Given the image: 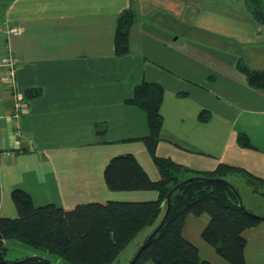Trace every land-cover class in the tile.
Instances as JSON below:
<instances>
[{
  "label": "crops",
  "instance_id": "1",
  "mask_svg": "<svg viewBox=\"0 0 264 264\" xmlns=\"http://www.w3.org/2000/svg\"><path fill=\"white\" fill-rule=\"evenodd\" d=\"M128 10L137 20L130 52L118 56V17ZM257 10L264 13V0H0V65L17 60L15 87L0 77V218H18V189L36 206L157 200L152 190L111 191L104 178L113 158L132 155L161 179L141 140L150 134L147 115L127 103L143 82L165 90L158 157L191 176L228 165L264 181V88L242 70L264 72ZM29 90L41 95L28 99ZM236 179L247 181L229 176L237 189ZM209 220L188 216L183 236L201 258L227 264L202 238ZM244 237L246 264H264V221Z\"/></svg>",
  "mask_w": 264,
  "mask_h": 264
},
{
  "label": "trees",
  "instance_id": "2",
  "mask_svg": "<svg viewBox=\"0 0 264 264\" xmlns=\"http://www.w3.org/2000/svg\"><path fill=\"white\" fill-rule=\"evenodd\" d=\"M257 14L264 13L257 10ZM136 20L137 15L132 10L118 17L115 34L118 56L130 52V34ZM242 70L251 86L264 88V72L246 67ZM164 94L162 85L143 82L135 88L133 98L127 102L147 115L150 134L141 140L152 155L161 179L151 180L132 155L113 158L104 171L109 190H152L159 193L158 199L147 202H93L64 208L54 204L36 206L27 192L15 190L12 198L18 218H0V264H52L50 260L39 257L7 260L6 242L9 240H18L56 255L68 264H114L121 251L139 233L161 222L168 208L167 197L177 186L171 196L165 224L153 237L150 235L146 239L131 264H214L201 258L199 249L183 236L185 222L190 215L209 216L202 238L227 264H246L247 239L244 232L264 220L241 207L239 190L228 181V177L241 175L256 188H264V181L228 165L191 176L188 168L158 157L156 148L164 126L161 113ZM40 95V90L26 93L28 99ZM210 117L208 111H203L200 120L206 122ZM238 141L243 146L251 145L246 135H240Z\"/></svg>",
  "mask_w": 264,
  "mask_h": 264
},
{
  "label": "rangeland",
  "instance_id": "3",
  "mask_svg": "<svg viewBox=\"0 0 264 264\" xmlns=\"http://www.w3.org/2000/svg\"><path fill=\"white\" fill-rule=\"evenodd\" d=\"M192 54V53H191ZM193 56V54H192ZM196 61V59H199V54L193 56ZM246 182V183H245ZM247 181L236 179L235 184L238 186L239 193L241 196V199H244V207L245 205L249 206L250 209H252V213L255 215L264 218V195H262V192H264V188H256L255 185H249L247 184ZM243 202V201H242ZM151 227L146 228L141 233H139L131 242L130 244L121 251V253L118 255L117 259L115 260L114 264H130L134 258L136 257L137 253L141 249V247L144 245L145 237L149 233V230ZM255 244V241L251 242V246ZM7 253H6V259L11 261L16 260H24L32 257H39L42 259L50 260L52 264H68L66 263L62 258L48 254L44 251L38 250L34 248L33 246H30L28 244H25L18 240H9L7 245ZM211 252H214L213 249L210 247ZM216 252V251H215ZM34 253L37 256H33ZM203 255H208L204 249H202Z\"/></svg>",
  "mask_w": 264,
  "mask_h": 264
},
{
  "label": "built area",
  "instance_id": "4",
  "mask_svg": "<svg viewBox=\"0 0 264 264\" xmlns=\"http://www.w3.org/2000/svg\"><path fill=\"white\" fill-rule=\"evenodd\" d=\"M16 67H17V60L14 59V57H8L4 60V62L0 65V68H5L6 73L0 75L4 77V82L6 84H9L10 88H14L15 85V76H16ZM3 81H0V91L2 88ZM1 100V98H0ZM16 117H18V114H16Z\"/></svg>",
  "mask_w": 264,
  "mask_h": 264
},
{
  "label": "water",
  "instance_id": "5",
  "mask_svg": "<svg viewBox=\"0 0 264 264\" xmlns=\"http://www.w3.org/2000/svg\"><path fill=\"white\" fill-rule=\"evenodd\" d=\"M191 179H192V178H191ZM191 179L187 180L186 182L190 181ZM186 182H185V183H186ZM177 189H178V186L175 187V188L169 193V195H168V197H167V199H168V200H167V201H168V208H167V211H166V213H165V215H164V217H163V219H162L160 225H159L158 228H157V229L151 234L150 237H153V236L159 231V229H161V227L165 224L166 219H167L168 214H169L170 202H171V196H172L173 192H174L175 190H177ZM240 204H241V207H242V208H245L244 205H243L242 200L240 201ZM261 218H262V217H261ZM262 219L264 220V218H262ZM143 247H144V246H143ZM139 253H140V252L137 253V255H136V257L134 258V260L138 257ZM134 260H133V261H134ZM131 263H132V262H131ZM131 263H130V264H131Z\"/></svg>",
  "mask_w": 264,
  "mask_h": 264
}]
</instances>
